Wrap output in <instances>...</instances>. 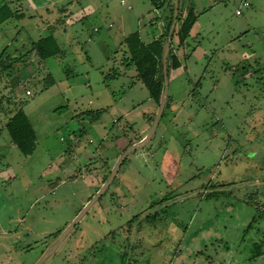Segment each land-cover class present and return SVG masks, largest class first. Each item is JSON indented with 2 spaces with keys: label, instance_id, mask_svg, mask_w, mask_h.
Returning <instances> with one entry per match:
<instances>
[{
  "label": "rangeland",
  "instance_id": "374dc122",
  "mask_svg": "<svg viewBox=\"0 0 264 264\" xmlns=\"http://www.w3.org/2000/svg\"><path fill=\"white\" fill-rule=\"evenodd\" d=\"M120 1L0 0L24 14L0 26V53L32 55L0 72V93L37 137L23 156L0 113V264H264V0H179L198 17L178 50L174 35L181 68L155 132L59 243L158 110L122 41L163 33L167 5ZM49 35L59 55L29 53Z\"/></svg>",
  "mask_w": 264,
  "mask_h": 264
},
{
  "label": "trees",
  "instance_id": "16d2710c",
  "mask_svg": "<svg viewBox=\"0 0 264 264\" xmlns=\"http://www.w3.org/2000/svg\"><path fill=\"white\" fill-rule=\"evenodd\" d=\"M173 1L174 0H169L168 2L167 0H149L150 4L155 7V9L161 8L165 4L167 5V12L163 17V21H165L167 15L168 20L166 25H164L163 22V33L158 35L156 38L152 39L150 42H145L141 38L139 32L136 31L126 36L122 41L124 50L121 59V65L126 70L134 69L136 71L137 78L148 90L150 98L155 102L157 106H159L161 102L164 90L162 57L165 44L167 42L169 29L173 20ZM22 17L23 14L19 13L18 10L11 9L9 5H0V26L10 19H20ZM197 17L198 16L195 14L194 8L189 6L184 18L181 19L178 7L176 21L178 28L176 26L177 30H173L171 37L170 48L167 56V76L169 75L170 70L175 71L181 68L179 56L174 53V35H176L178 50L181 46L185 44L192 27L197 22ZM33 51L36 52V54L42 60H47L61 53V50L53 35L41 38L37 42H32L29 53ZM23 57H26V55H22L19 57H11L6 53V50H3L0 53V72L5 73L6 76L11 75V73H13L14 66L20 63ZM114 76L115 74H113L112 77ZM48 80L49 81L46 84V87L54 84L50 76L48 77ZM11 105L14 106V111L11 113V115H7L9 112L8 109H10L9 106ZM166 107L167 101L164 108ZM0 113H4L7 116L5 129L9 135L11 143L16 146V148L23 156L32 155L36 149L37 137L31 125V122L29 121L25 111L23 110L22 105L17 106L15 103H13L12 99L10 100L8 96L2 95L0 93ZM82 115L85 119L94 122L99 119L101 113L100 111H95L86 112ZM153 119L154 117L150 119L151 122H153ZM256 195V193H251L247 195V198L244 200L245 203H251L252 197H257ZM211 196L212 194L206 195V197ZM258 204L260 205L258 206V208L260 207V210L261 208H264V204H260V202ZM250 227L251 224L248 225V229H250ZM255 248V256H260L262 254L261 249L259 248V246H256Z\"/></svg>",
  "mask_w": 264,
  "mask_h": 264
},
{
  "label": "water",
  "instance_id": "95a60500",
  "mask_svg": "<svg viewBox=\"0 0 264 264\" xmlns=\"http://www.w3.org/2000/svg\"><path fill=\"white\" fill-rule=\"evenodd\" d=\"M178 1L179 0H174L173 20H172V24H171L170 29H169L168 38H167V42L165 44L163 57H162V68H163V77H164L163 96H162L161 102H160V104L158 106V110H157V113L155 115V119H154L153 126L151 128V131L148 134V136L141 143H139L136 146H132V147H130V148H128V149H126L124 151V153L122 154L121 158L119 159V161L117 162L116 166L114 167L113 171L111 172L109 179L105 182V184L98 191V193L92 198V200H90L86 204V206L84 207L83 211L79 214V216L76 218V220L74 222H72L70 224V226L66 229V231L62 234V236H61V238L59 240V243L62 242V240L66 237V235L80 221L81 217L85 214V212H87V210L102 196V194L105 192V190L108 188V186L113 181L115 175L117 174V172H118L123 160L126 158L127 154L130 153L131 151H134L136 149L144 147L151 140V138H152V136H153V134L155 132L157 123H158L159 119L161 118L162 112H163L165 104H166L167 96H168L167 56H168V52H169V48H170L172 33H173V30L175 28L176 21H177ZM55 249H56V247L53 248V250L51 252H49L46 255V257L50 256L55 251Z\"/></svg>",
  "mask_w": 264,
  "mask_h": 264
},
{
  "label": "crops",
  "instance_id": "0c3cea01",
  "mask_svg": "<svg viewBox=\"0 0 264 264\" xmlns=\"http://www.w3.org/2000/svg\"><path fill=\"white\" fill-rule=\"evenodd\" d=\"M50 3H51V2H50ZM120 3H121V1H120ZM121 4H122V5H125V2H124V3H121ZM128 8H130V7H128ZM88 10H89V8H88ZM88 10H87V11H88ZM65 11H66V10H65V7H61V8L58 9V12H59V13H62L63 15H67V11H66V12H65ZM84 11H85V10H84ZM21 14H23V13H21ZM23 16H24V14H23ZM63 21H64V20H63ZM64 23H65V21H64ZM161 23H162V22H161ZM44 28H45V27L42 28V31H45ZM141 38H142V37H141ZM40 39H41V38H40ZM153 39H154V38H153ZM38 40H39V39H38ZM38 40H37V41H38ZM37 41H34V42H37ZM150 41H151V40H150ZM150 41H148V42H150ZM31 53L34 54V53H36V52L33 51V52H31ZM31 56H32V55H31ZM31 56H26V59H27L28 57L30 58ZM38 57H39V56H38ZM24 61H25V60H24ZM24 61L22 60L21 62H24ZM21 62H20V63H21ZM18 64H19V63H18Z\"/></svg>",
  "mask_w": 264,
  "mask_h": 264
},
{
  "label": "built area",
  "instance_id": "2783aa9c",
  "mask_svg": "<svg viewBox=\"0 0 264 264\" xmlns=\"http://www.w3.org/2000/svg\"><path fill=\"white\" fill-rule=\"evenodd\" d=\"M121 3H124V1L121 0ZM243 6H244V7H249V4H248L247 2H244V3H243ZM236 15H241V12H240L239 10H237V11H236ZM27 93H28V92H27Z\"/></svg>",
  "mask_w": 264,
  "mask_h": 264
}]
</instances>
